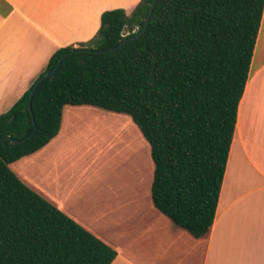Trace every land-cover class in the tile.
Listing matches in <instances>:
<instances>
[{"label":"trees","instance_id":"16d2710c","mask_svg":"<svg viewBox=\"0 0 264 264\" xmlns=\"http://www.w3.org/2000/svg\"><path fill=\"white\" fill-rule=\"evenodd\" d=\"M154 1L140 0L130 14L105 11L95 37L56 51L0 115V139L23 140L37 128L19 144L0 142V264H112L117 258L114 248L10 168L57 137L67 106L130 117L151 147L154 207L195 238L210 232L264 0H158L137 37ZM65 55L39 86L32 116L30 94Z\"/></svg>","mask_w":264,"mask_h":264},{"label":"crops","instance_id":"0c3cea01","mask_svg":"<svg viewBox=\"0 0 264 264\" xmlns=\"http://www.w3.org/2000/svg\"><path fill=\"white\" fill-rule=\"evenodd\" d=\"M120 1L0 0V115L31 87L56 51L95 37L102 14L121 9ZM65 119L66 114L45 148L15 162L28 187L63 210L60 200L21 168L34 155L42 163L69 128ZM113 224L116 232L102 238L118 253L112 264H264V11L210 232L195 238L155 207Z\"/></svg>","mask_w":264,"mask_h":264},{"label":"rangeland","instance_id":"374dc122","mask_svg":"<svg viewBox=\"0 0 264 264\" xmlns=\"http://www.w3.org/2000/svg\"><path fill=\"white\" fill-rule=\"evenodd\" d=\"M120 3L130 14L139 0ZM65 114L69 128L64 136L41 157L42 163L37 164L34 155L21 171L65 207L57 208L104 241L116 232V218L154 209L151 147L126 115L90 106H67ZM18 167L10 165L17 176Z\"/></svg>","mask_w":264,"mask_h":264},{"label":"water","instance_id":"95a60500","mask_svg":"<svg viewBox=\"0 0 264 264\" xmlns=\"http://www.w3.org/2000/svg\"><path fill=\"white\" fill-rule=\"evenodd\" d=\"M157 2H158V0H155L154 3L152 4V7H151V10H150V13H149L148 18H147V24H146L144 30L141 32V34H139L137 37H140V36H142V35L145 33V31H146V29H147V26H148V23H149V21H150V19H151V16H152L153 10H154V8H155ZM113 50H115V49H110V50H108V51H113ZM108 51H103V52H108ZM69 54H71V53H69ZM69 54H68V55H69ZM68 55L63 56V57L60 59V61L58 62L56 68H55L52 72H50V73L44 75L42 78H40V79L38 80V82H37V84H36L34 90H33L32 93L30 94L29 101H28L29 109H30V111H31V113H32V116H33V111H32V100H33V98H34V96H35V94H36V92H37L39 86H40L44 81L53 78V75H54V74L56 73V71L60 68V66L62 65L63 60H64ZM33 121H34V118H33ZM34 123H35V121H34ZM36 131H37V128L35 129L34 133H35ZM34 133H32V134L29 135L26 139H23V140L12 139V138H10V137H7V138H4V139H0V142H1V141H9V142L12 143V144H19V143H21V142L26 141L28 138H31V137L34 135Z\"/></svg>","mask_w":264,"mask_h":264}]
</instances>
